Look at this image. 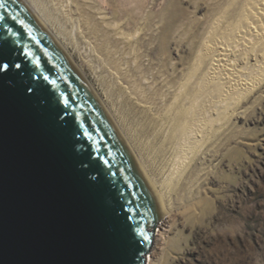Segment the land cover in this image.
<instances>
[{
  "label": "water",
  "instance_id": "water-1",
  "mask_svg": "<svg viewBox=\"0 0 264 264\" xmlns=\"http://www.w3.org/2000/svg\"><path fill=\"white\" fill-rule=\"evenodd\" d=\"M162 217L83 75L0 0V264H146Z\"/></svg>",
  "mask_w": 264,
  "mask_h": 264
},
{
  "label": "rangeland",
  "instance_id": "rangeland-1",
  "mask_svg": "<svg viewBox=\"0 0 264 264\" xmlns=\"http://www.w3.org/2000/svg\"><path fill=\"white\" fill-rule=\"evenodd\" d=\"M68 1L51 2L77 20L88 51H76L63 36L59 40L105 108L117 99L112 82L120 78L128 90L135 89L147 115L164 110L172 76L179 75L190 54L183 28L187 19H201L208 12L207 3L177 0L181 28L162 46V15L173 0ZM105 23L111 27L107 37L102 33ZM50 26L57 32L53 23ZM224 126L206 144L194 173L177 192L174 212L163 215L150 264H264V87Z\"/></svg>",
  "mask_w": 264,
  "mask_h": 264
},
{
  "label": "bare ground",
  "instance_id": "bare-ground-1",
  "mask_svg": "<svg viewBox=\"0 0 264 264\" xmlns=\"http://www.w3.org/2000/svg\"><path fill=\"white\" fill-rule=\"evenodd\" d=\"M22 1L64 52L60 36L68 39L76 51H88L87 45H82L80 24L58 8L57 2ZM173 1L162 15L166 18L159 37L162 46L171 33L181 28L182 10L177 0ZM204 1L208 12L201 19H187V28H183L190 54L184 68L178 69L179 75L173 74L172 94L165 99H170L169 103L158 115H147L149 110L135 89L128 90L120 78L113 79L119 94L108 109L87 82L127 145L163 215L174 212L177 192L194 173L195 162L206 144L244 101L264 87V0ZM52 23L57 32L50 26ZM104 26L102 33L107 37L111 27L108 23ZM115 35L123 42L129 40L123 34ZM104 101L107 102L105 98Z\"/></svg>",
  "mask_w": 264,
  "mask_h": 264
}]
</instances>
